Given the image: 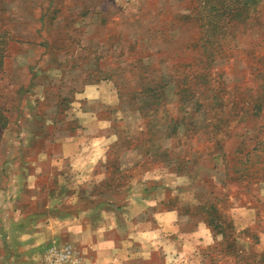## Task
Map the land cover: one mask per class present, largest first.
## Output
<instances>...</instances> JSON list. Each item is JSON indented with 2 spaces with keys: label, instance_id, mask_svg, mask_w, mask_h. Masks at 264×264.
<instances>
[{
  "label": "rangeland",
  "instance_id": "obj_1",
  "mask_svg": "<svg viewBox=\"0 0 264 264\" xmlns=\"http://www.w3.org/2000/svg\"><path fill=\"white\" fill-rule=\"evenodd\" d=\"M263 141L264 0H0V264L23 204L63 222L31 264H84L75 216L128 264H264ZM167 210L148 253L138 220Z\"/></svg>",
  "mask_w": 264,
  "mask_h": 264
},
{
  "label": "crops",
  "instance_id": "obj_2",
  "mask_svg": "<svg viewBox=\"0 0 264 264\" xmlns=\"http://www.w3.org/2000/svg\"><path fill=\"white\" fill-rule=\"evenodd\" d=\"M73 138H68L67 141H64V150L71 149L73 142ZM72 142V143H71ZM69 153V152H68ZM70 154V153H69ZM5 174H0V180L7 179L9 181L15 182L17 181V178L10 176L6 177ZM30 177V178H29ZM28 179L26 178L25 182L26 185H28V192L30 190L36 189L37 186L34 181V177L32 175H29ZM6 180V181H7ZM28 180V181H27ZM34 181V185H31V181ZM9 186L4 187L0 186V198L3 199V201H12L13 198L16 197V194L13 189L9 188ZM37 193V192H36ZM36 193H30L25 196H23L25 193H20L17 197L23 198L25 197L26 200L30 201L36 198L38 195ZM15 194V196H14ZM258 195L263 198L262 193H258ZM11 199V200H10ZM15 200V199H14ZM23 204V206L15 205L10 208V214H12V222H21L23 223V230H22V242L24 245H26L27 249H23L20 252L15 251L13 249V252L8 255V261L11 264H31L33 261L36 260V256L38 251H40L47 243L45 241L44 236H42L41 233H44L45 231L54 232V237L57 238V233L61 235V232L63 231V222L61 220H58L54 218L51 220L50 224H48V221L39 220L37 222H34L30 225V222L27 223L29 219V215L31 210H27V207ZM25 208V209H24ZM155 216H153L157 223L153 225V221L155 220L150 219L148 217L147 220H143L139 222L140 228H143L142 233L144 234L145 238L143 241H141L143 248H146L148 253H158L160 249H162L163 246V239L176 236L178 230L180 229V223H178V217L177 213L174 210H167L160 213L158 211L155 212ZM161 214V215H159ZM150 219V220H149ZM71 227L70 229L72 231V239L77 244H83L85 245L87 249L86 258L84 261V264H128V260L131 259L129 255L122 256L120 254V245L117 246L110 238H106L103 235L99 236V238L94 239L95 237V231L97 228L95 227V224L92 225V223L89 222V220H79L78 216L72 217L71 219ZM108 222L107 220H104L100 223L98 226V229H108ZM49 228V229H48ZM40 231V232H39ZM74 232V233H73ZM175 234V235H174ZM168 236V237H167ZM53 237V238H54ZM170 239V238H168ZM49 243V241H48ZM30 245H34V247H31ZM148 248V249H147ZM89 250V251H88ZM125 252V251H123ZM139 264V263H137ZM140 264H146L145 262ZM155 264V263H151ZM165 264V263H164ZM169 264V263H166Z\"/></svg>",
  "mask_w": 264,
  "mask_h": 264
},
{
  "label": "trees",
  "instance_id": "obj_3",
  "mask_svg": "<svg viewBox=\"0 0 264 264\" xmlns=\"http://www.w3.org/2000/svg\"><path fill=\"white\" fill-rule=\"evenodd\" d=\"M257 109H258V103H254L253 107L251 108V114H255V112L257 111ZM263 142H264V141H263ZM259 168H260V169H259ZM261 169H263V168L260 167V166H257V169H256V170L261 171ZM240 178L243 179L244 177H238V180H239ZM249 182H250V181H249ZM218 231H222V230H219V229H218ZM233 242H235L234 239H232L231 242H228V244L226 245V247H228L229 245H231Z\"/></svg>",
  "mask_w": 264,
  "mask_h": 264
}]
</instances>
